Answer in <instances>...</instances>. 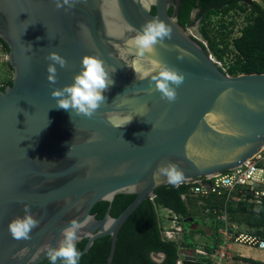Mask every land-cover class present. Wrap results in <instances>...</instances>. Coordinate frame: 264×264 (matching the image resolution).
Returning a JSON list of instances; mask_svg holds the SVG:
<instances>
[{
	"label": "water",
	"instance_id": "1",
	"mask_svg": "<svg viewBox=\"0 0 264 264\" xmlns=\"http://www.w3.org/2000/svg\"><path fill=\"white\" fill-rule=\"evenodd\" d=\"M180 3L74 0L71 8H57L54 0H0V39L13 71L12 84L0 90V264L40 263L70 221L87 216L94 220L81 231L80 256L108 236L111 264L126 220L155 190L171 185L158 172L162 164L177 165L183 183H193L237 169L264 148V74L224 73L179 25ZM152 19L170 25L172 35L143 63H164L185 76L174 102L150 91L148 79H136L126 65L134 55H120ZM52 52L67 61L65 68L56 66L55 84L47 80ZM86 55L115 69L106 102L91 118L57 108L51 96L73 83ZM128 117L133 120L117 129ZM117 195L135 198L115 218L110 206L102 219L90 214ZM25 205L39 225L30 240H15L8 225ZM178 255V264H204Z\"/></svg>",
	"mask_w": 264,
	"mask_h": 264
},
{
	"label": "trees",
	"instance_id": "2",
	"mask_svg": "<svg viewBox=\"0 0 264 264\" xmlns=\"http://www.w3.org/2000/svg\"><path fill=\"white\" fill-rule=\"evenodd\" d=\"M178 9V23L185 30L194 25L192 14L197 12V19H201L200 33L205 39L208 54L220 62L224 56L233 54V62L227 66L225 73L229 76L241 74H264V7L250 0H180ZM152 13L155 9L152 8ZM231 12L246 14V24L239 31L238 37L229 43L227 27L221 24L215 35H210L209 29L211 17L226 18ZM172 14V8L169 9ZM232 49H229V47ZM0 48L5 54L9 49L0 39ZM6 65L10 69L9 64ZM9 80L0 85L3 90L11 85ZM227 173V172H224ZM203 180V179H199ZM198 181V180H196ZM193 183H182L176 187L173 185L163 186L155 190L154 198L144 201L130 215L121 227L116 242L115 253L111 264H177L179 259V246L162 236L161 220L158 215L159 208L171 210L180 220L184 230L190 227L194 211L209 210L208 214L214 219L213 211L222 208L223 200L211 196L200 198L191 193ZM134 195H117L112 203L99 202L91 210L96 219H102L107 208L110 206V216L117 217L133 200ZM228 218H234L237 214H250L253 219H248L249 228L253 229L254 237L264 241V208L258 213L252 211V205L247 202L230 204L227 208ZM218 216V215H217ZM217 230V229H216ZM182 232V233H183ZM192 232V231H191ZM194 233V232H193ZM197 234V232H195ZM192 234V233H191ZM86 241L83 240L76 247L82 251ZM183 242H181L182 244ZM111 239L104 237L96 240L89 252L80 256L79 264H106L110 252ZM204 246V245H203ZM206 249V246L204 247ZM212 254L213 249H207ZM163 255L157 262L153 256ZM202 263L211 264L210 258L202 259ZM257 264V263H256Z\"/></svg>",
	"mask_w": 264,
	"mask_h": 264
},
{
	"label": "clouds",
	"instance_id": "3",
	"mask_svg": "<svg viewBox=\"0 0 264 264\" xmlns=\"http://www.w3.org/2000/svg\"><path fill=\"white\" fill-rule=\"evenodd\" d=\"M54 2L57 8H63L65 5L71 8L74 5V0L72 3L70 0H63V3L60 0H54ZM151 2L155 3L156 0H151ZM171 35L170 25L159 19H152L145 23L140 30H135V35L127 39L126 47L120 50L122 57H125L127 53L134 55L135 59L131 66L126 65L134 70L136 79H148L149 90L158 91L161 98L168 102L176 100L175 89L184 82L185 76L167 64L153 61L150 65H145L143 62L148 54H155L156 45L164 46V41L171 39ZM29 46L31 47V45ZM46 59L51 61L47 67V80L51 84H55L57 82L56 66L65 68L67 61L55 52L50 53ZM114 71V68L106 67L105 62L97 56H84L81 60L80 71L73 77V83L65 85L63 88H56L51 92L52 98L56 101V107L70 113L75 112L78 116L83 115L91 118L106 102L103 93L114 85L110 75ZM153 82L154 88L152 87ZM132 120V117L126 118L117 125V129L126 126ZM158 172L173 186L178 187L184 181L183 172L173 163L162 164L158 168ZM93 220L92 216H87L82 223L77 220L70 221V226L61 232L57 246L55 248L48 247L46 250L51 264H57L58 260L62 261V264H79L81 254L77 250L76 244L81 238L82 229ZM38 225L39 220L31 212L30 206L25 205L24 214L14 218L9 223L8 230L13 239L27 241L31 239V231Z\"/></svg>",
	"mask_w": 264,
	"mask_h": 264
},
{
	"label": "built area",
	"instance_id": "4",
	"mask_svg": "<svg viewBox=\"0 0 264 264\" xmlns=\"http://www.w3.org/2000/svg\"><path fill=\"white\" fill-rule=\"evenodd\" d=\"M199 42L206 47V42ZM208 55L225 73V69L222 67L221 63L216 61L211 54ZM206 183H208V186H206ZM193 184L194 186L191 189L193 195L204 199L211 196L221 198L223 204L221 209L213 211L219 214L217 217L220 222L218 231L221 234L219 243L214 249V252L209 254L204 247L197 246L191 255L195 256L197 260L210 258L211 264H221V262L228 257V245L231 240L235 243L244 242L264 250V241L258 237L244 236L242 234L233 236L229 233V227L232 225L229 221L227 212V208L230 204H237L244 201L252 205L253 212L258 213L264 208V148L254 157L246 161L241 167L214 176L210 179L195 181ZM167 212L168 216L166 220L172 223L173 226L164 227L161 223L162 236L180 247L182 241L179 239V234L183 232L181 222L171 210L167 209ZM208 212L209 210H205L206 214H208Z\"/></svg>",
	"mask_w": 264,
	"mask_h": 264
},
{
	"label": "rangeland",
	"instance_id": "5",
	"mask_svg": "<svg viewBox=\"0 0 264 264\" xmlns=\"http://www.w3.org/2000/svg\"><path fill=\"white\" fill-rule=\"evenodd\" d=\"M250 1H254L256 3H258L259 5L264 7V0H250ZM197 12H194L192 14V20H194V25L192 27H190L188 29V33L193 36L194 38H196L198 41H202L203 43H205V39L202 37L201 33H200V28L202 27V22L201 19H197ZM246 14L245 13H241V12H231L226 18L221 19L219 17H211L210 21H208V23L210 24V35H215L216 29L218 30L220 28V25L223 24L225 25V27H227V33L230 32V34H228L227 39L229 41V43H231V41L238 37L239 35V31L245 26L246 24ZM229 49H232V47L230 46ZM213 57V56H212ZM214 58V57H213ZM215 59V58H214ZM217 60V59H215ZM233 62V54H228L227 56H224V59L222 61H220L222 67L224 69H227V66L230 65ZM12 78V71L8 68V66L6 65V61H5V51L4 49L0 48V85H4L7 81L11 80ZM197 213V220L198 221H202L205 224H208L209 227L212 226V224L215 225V228L217 229V237L218 239L221 237V234L219 233V226H220V222L219 219L217 218L219 214L214 213L213 212V216L215 219H213L209 214H206L205 211H201V209L196 211ZM248 219H253L252 216H250V214H237L234 216L233 219H231V225L229 227V233H231L233 236H238L240 234L242 235H246V236H252L254 237L253 233V229L249 228L248 224H247V220ZM216 220V221H215ZM193 228L198 226V223H193ZM193 238V237H191ZM192 240V239H191ZM230 243H235L233 240L230 241ZM237 243V242H236ZM237 244H244V245H248L246 243H237ZM197 246H203V244H196ZM195 247V248H196ZM193 253V252H192ZM153 259L157 262L160 261V256H153ZM200 259V258H198Z\"/></svg>",
	"mask_w": 264,
	"mask_h": 264
},
{
	"label": "crops",
	"instance_id": "6",
	"mask_svg": "<svg viewBox=\"0 0 264 264\" xmlns=\"http://www.w3.org/2000/svg\"><path fill=\"white\" fill-rule=\"evenodd\" d=\"M158 215L164 227L173 226L172 223L166 220V216H168L167 209L159 208ZM194 215L195 216L191 218L190 227L179 234V239L183 242L181 244L182 246L179 247V253L192 254L196 247L195 245L198 243L206 246V251L207 249H213L214 251L219 243L215 225L212 224V226L209 227L208 224L196 219L197 213L195 211ZM195 222L198 223V226L193 228V223ZM195 232H197V234ZM228 248V257L223 260L221 264H264V250L256 246L229 243ZM198 261L202 262L201 260Z\"/></svg>",
	"mask_w": 264,
	"mask_h": 264
},
{
	"label": "flooded vegetation",
	"instance_id": "7",
	"mask_svg": "<svg viewBox=\"0 0 264 264\" xmlns=\"http://www.w3.org/2000/svg\"><path fill=\"white\" fill-rule=\"evenodd\" d=\"M153 8V7H152ZM152 8H151V11H152ZM170 9V8H169ZM169 12V11H168ZM152 13V12H151ZM152 14H154V13H152ZM188 30V29H187ZM9 52V51H8ZM8 54V53H7ZM7 54H5V59H6V55ZM6 61V60H5ZM10 70L12 71V69L10 68ZM12 78H13V71H12ZM12 78H11V82H12ZM8 82V81H7ZM6 82V83H7ZM8 86V85H7ZM91 214V213H90ZM92 215V214H91ZM53 240V239H52ZM51 240V241H52ZM83 241V240H82ZM81 241V242H82ZM81 242H79V243H81ZM79 243H77L76 244V246L79 244ZM59 262V260L57 261V263ZM38 264H51V261L48 259V258H45V259H43L40 263H38Z\"/></svg>",
	"mask_w": 264,
	"mask_h": 264
},
{
	"label": "bare ground",
	"instance_id": "8",
	"mask_svg": "<svg viewBox=\"0 0 264 264\" xmlns=\"http://www.w3.org/2000/svg\"><path fill=\"white\" fill-rule=\"evenodd\" d=\"M122 120H124V119H122ZM167 217V216H166ZM215 219V218H214ZM216 221V220H215ZM182 246V245H181ZM182 249V248H181ZM160 258H162V257H160ZM207 259V258H206ZM202 261V260H201Z\"/></svg>",
	"mask_w": 264,
	"mask_h": 264
}]
</instances>
